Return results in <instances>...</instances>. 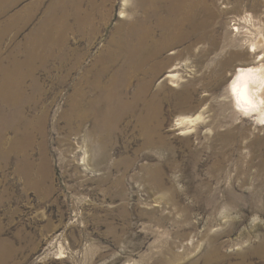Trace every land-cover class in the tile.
I'll return each instance as SVG.
<instances>
[{"label": "rangeland", "instance_id": "rangeland-1", "mask_svg": "<svg viewBox=\"0 0 264 264\" xmlns=\"http://www.w3.org/2000/svg\"><path fill=\"white\" fill-rule=\"evenodd\" d=\"M151 8L0 0V264H264V0Z\"/></svg>", "mask_w": 264, "mask_h": 264}, {"label": "bare ground", "instance_id": "bare-ground-1", "mask_svg": "<svg viewBox=\"0 0 264 264\" xmlns=\"http://www.w3.org/2000/svg\"><path fill=\"white\" fill-rule=\"evenodd\" d=\"M168 1L170 4L176 5L181 8L179 12V16L173 17L170 20L171 24L180 29L183 28L185 23L188 22V15L186 13V10L192 12L196 8L198 0H168ZM172 1L174 2V4L172 3ZM145 3L148 9H153L151 7L156 6V0H145ZM191 35H194V33L191 32ZM142 41L148 42V39L145 38ZM150 51H152V49H150ZM154 53H157V52L154 51ZM130 66L131 64L129 65V67ZM263 71L258 70V68L257 69L250 68V69L241 70L236 75L235 80L230 88V92L235 102V105L237 106L239 110L243 112L258 113L264 119V73ZM7 99H8V96H7L6 88L0 89V101H4L5 105L7 104V106H9V103H7ZM7 122H8V119H6L5 124ZM186 122H190V120L188 119L181 120V124H183L182 126H184ZM5 132H6V127H5Z\"/></svg>", "mask_w": 264, "mask_h": 264}]
</instances>
